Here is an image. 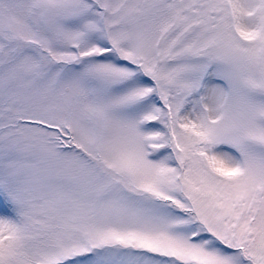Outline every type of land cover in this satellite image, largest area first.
Masks as SVG:
<instances>
[{
  "label": "rangeland",
  "instance_id": "rangeland-1",
  "mask_svg": "<svg viewBox=\"0 0 264 264\" xmlns=\"http://www.w3.org/2000/svg\"><path fill=\"white\" fill-rule=\"evenodd\" d=\"M0 264H264V0H0Z\"/></svg>",
  "mask_w": 264,
  "mask_h": 264
},
{
  "label": "bare ground",
  "instance_id": "bare-ground-1",
  "mask_svg": "<svg viewBox=\"0 0 264 264\" xmlns=\"http://www.w3.org/2000/svg\"><path fill=\"white\" fill-rule=\"evenodd\" d=\"M212 86V85H210ZM213 155L215 160L217 161V168H221L228 172H235L236 167L235 163L233 161V158L229 160V157L231 156L228 151L225 148H216L213 150Z\"/></svg>",
  "mask_w": 264,
  "mask_h": 264
}]
</instances>
